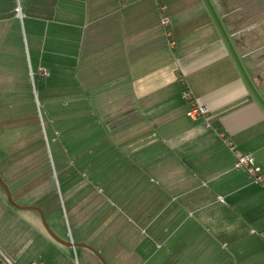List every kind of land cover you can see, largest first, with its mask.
Wrapping results in <instances>:
<instances>
[{
	"label": "crops",
	"instance_id": "0c3cea01",
	"mask_svg": "<svg viewBox=\"0 0 264 264\" xmlns=\"http://www.w3.org/2000/svg\"><path fill=\"white\" fill-rule=\"evenodd\" d=\"M258 14L260 0H0L6 117L20 103L21 72L29 89L44 69L52 133L58 121L61 135L105 139L93 160V149L75 147L77 178L64 177L59 214H44L60 241L106 264H264V186L234 168L247 156L264 172V46L247 29ZM181 79L206 118H188ZM34 161L29 153L4 169L13 187ZM94 165L109 181L120 176L125 192L97 191ZM17 190L18 205H33L32 192ZM4 259L102 264L53 240L0 189Z\"/></svg>",
	"mask_w": 264,
	"mask_h": 264
},
{
	"label": "rangeland",
	"instance_id": "374dc122",
	"mask_svg": "<svg viewBox=\"0 0 264 264\" xmlns=\"http://www.w3.org/2000/svg\"><path fill=\"white\" fill-rule=\"evenodd\" d=\"M241 17H244L243 11L241 12ZM253 18L249 23H255V25L246 28L248 32L257 38L254 43H257L258 46H264V14H258ZM20 80V103L16 107L14 106L13 114L6 117L7 104L0 100V103H2L0 107V173L4 177L15 203L16 201L25 202L15 197L17 186L19 196L29 192H32V195L35 196L33 205L30 206L41 209L43 214L48 215L51 213L53 216H57L59 208H62L60 204L61 193H65L64 177L72 176V178H77V171H80L75 163V147L82 146L87 148V150L93 149V160L98 154L96 149L103 145V140L105 139L97 135H79L81 131L77 128L78 133L76 129H73L74 131L61 135L58 121H54L56 133L53 134L52 129L48 125L49 121L45 117L41 90L38 87L35 89L32 84L31 88L29 87L28 89L22 78V72ZM23 101L24 103H22ZM53 107L57 108L58 105H53ZM96 146L97 148L95 149ZM87 150L85 149V151ZM29 153L35 154L36 162L34 161V164H36L34 167L33 165L31 166L32 170L29 169L30 165L28 168L25 166V171L30 172L29 175L20 172L22 169L17 174L15 173L13 176L14 181L16 183L19 181V184L17 183L16 185L14 183L13 187L3 170L15 161H18L15 166H21L22 157ZM105 154L106 152H102V155ZM94 166L93 168H96L94 172H97L101 178V180H98V184L94 186L97 191H102L104 194L112 192L123 194L125 192V185L118 179L120 176H112L111 180L116 181L114 183L108 180V168ZM83 170L90 173L92 168L84 167ZM89 184L83 183L87 188L86 191L92 192L93 186ZM71 192L76 193L77 191L73 188Z\"/></svg>",
	"mask_w": 264,
	"mask_h": 264
},
{
	"label": "built area",
	"instance_id": "2783aa9c",
	"mask_svg": "<svg viewBox=\"0 0 264 264\" xmlns=\"http://www.w3.org/2000/svg\"><path fill=\"white\" fill-rule=\"evenodd\" d=\"M161 25L165 29V37L169 38V27L168 20L166 18H162L160 20ZM38 74L42 76H46V71L44 69H40ZM181 84L184 85V81L181 79ZM181 97L187 106V116L191 120H197L199 118H206L208 116V111L205 107L198 104L193 98L189 89L184 85L183 90L181 92ZM225 144L231 147L230 142L225 140ZM235 169H242L247 172V174L253 179V181L257 184H261L264 186V172H260L259 168L255 165L253 159L247 156H237L236 162L234 164ZM5 264H12L7 259H4ZM40 264V263H34Z\"/></svg>",
	"mask_w": 264,
	"mask_h": 264
},
{
	"label": "water",
	"instance_id": "95a60500",
	"mask_svg": "<svg viewBox=\"0 0 264 264\" xmlns=\"http://www.w3.org/2000/svg\"><path fill=\"white\" fill-rule=\"evenodd\" d=\"M0 185L3 187V190H4V193H5V196H6V199L8 201V203L14 207L15 209H18V210H21V211H30V212H35L37 213L39 219H40V222L41 224L43 225L45 231L48 233V235L53 239L55 240L56 242L64 245V246H74V247H77V246H81V247H84L86 248L87 250H89L95 257H97V259L102 263V264H106L105 261L101 258V256L94 250L92 249L91 247L89 246H86V245H77V244H73L71 245L70 243H65L63 241H60L54 234L53 232L50 230L46 220H45V217H44V214H43V211L37 207H34V206H21V205H18L16 204L12 197H11V194L8 190V188L5 186V184L2 182V179L0 177Z\"/></svg>",
	"mask_w": 264,
	"mask_h": 264
},
{
	"label": "trees",
	"instance_id": "16d2710c",
	"mask_svg": "<svg viewBox=\"0 0 264 264\" xmlns=\"http://www.w3.org/2000/svg\"><path fill=\"white\" fill-rule=\"evenodd\" d=\"M260 2L264 3V1H260ZM44 77H45V76H42V77H41L39 74H37V75H33V76H32V83H33L35 89H37V87L39 88L40 80H41L42 78H44Z\"/></svg>",
	"mask_w": 264,
	"mask_h": 264
},
{
	"label": "flooded vegetation",
	"instance_id": "af4514ba",
	"mask_svg": "<svg viewBox=\"0 0 264 264\" xmlns=\"http://www.w3.org/2000/svg\"><path fill=\"white\" fill-rule=\"evenodd\" d=\"M3 172H4V170H3ZM23 173H25L26 171H22ZM16 174H17V172H16ZM0 177H1V179H2V182L5 184V186L7 187V184H6V182H5V179H4V177H2V175H1V173H0ZM0 189H1V191H2V193L5 195V193H4V190H3V187L0 185ZM12 197V196H11ZM14 201V200H13Z\"/></svg>",
	"mask_w": 264,
	"mask_h": 264
}]
</instances>
